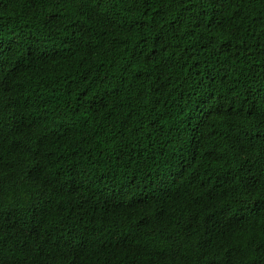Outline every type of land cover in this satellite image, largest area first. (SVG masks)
Here are the masks:
<instances>
[{
	"label": "trees",
	"instance_id": "16d2710c",
	"mask_svg": "<svg viewBox=\"0 0 264 264\" xmlns=\"http://www.w3.org/2000/svg\"><path fill=\"white\" fill-rule=\"evenodd\" d=\"M0 264H264V0H0Z\"/></svg>",
	"mask_w": 264,
	"mask_h": 264
}]
</instances>
